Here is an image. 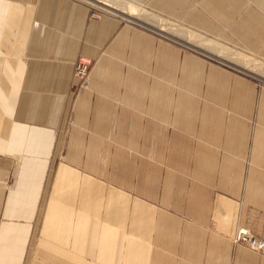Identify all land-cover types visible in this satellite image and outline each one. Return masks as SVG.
I'll use <instances>...</instances> for the list:
<instances>
[{"label":"crops","instance_id":"crops-1","mask_svg":"<svg viewBox=\"0 0 264 264\" xmlns=\"http://www.w3.org/2000/svg\"><path fill=\"white\" fill-rule=\"evenodd\" d=\"M125 1L264 62V0ZM240 226L264 239V87L79 0H0V264H264Z\"/></svg>","mask_w":264,"mask_h":264},{"label":"rangeland","instance_id":"rangeland-1","mask_svg":"<svg viewBox=\"0 0 264 264\" xmlns=\"http://www.w3.org/2000/svg\"><path fill=\"white\" fill-rule=\"evenodd\" d=\"M79 1H82L88 7L89 19L100 20L103 17H112V18H116V19H119V20L124 21V22L135 23V24L143 27L144 29H147L148 31H151L155 34H158L164 38L177 41L178 43L183 45L185 52L195 51V52H197V53H199L205 57L210 58L211 60L215 61L218 64H222V65H225V66L231 68L232 70L248 77L249 79H253L259 87H264V78H262L258 74H255L256 73L255 71H257V70H260V71L262 70L264 72V62L257 60L256 57H254L250 53L245 52L239 46L229 45V44L225 43L222 39L210 37L208 35H205L203 33L195 31L183 23H179L175 20L170 19L169 17H165L162 15L153 13V12L149 11L147 8H145L144 6L138 7V8H141L142 10H139L137 8L138 13L133 12L134 14L127 13V14L123 15L122 13L118 12L119 10H117L115 8L117 7L116 5H119L120 6L119 8L126 7L127 4H126L125 0H79ZM101 1L106 3V4H104V3L102 4ZM107 4L114 6V7H108ZM94 16H96V18ZM134 17L137 19H135ZM144 22L151 24V25H148ZM160 26L165 27L164 30H161ZM178 28L182 29L183 31L194 33V34L200 36L201 38H203L205 40L211 41V43L213 42L215 44H218L219 46H223V47H219L220 53L229 54V55L232 53L234 55H232V54L231 55L234 57L236 56V54L242 55V56L248 58L249 62L245 63V61L243 62V61L238 60L237 62H234L235 63L234 64V63H231V62L224 60L220 57H216L214 54H212L208 51H205L202 48L196 47L190 43H186V41L184 39L181 40L182 38L180 39L179 37L174 36V34H177ZM172 33H174V34L172 35ZM220 48H222V49H220ZM225 50H227L228 52H226ZM80 58L84 59V61H85L86 77L84 78V80L78 81L75 77V72H76V68H77L78 61ZM205 61L208 62L209 60H205ZM240 65H242L244 69L242 67H240ZM90 70H91V62L81 55L78 56L75 63H74V69H73V78L75 80V82L73 84V91L74 92H78L79 90H81L85 86V84H87V81H88L89 75H90ZM200 70L203 71L202 73L206 74L208 71V68L206 66L200 67ZM200 83H201V85H206V78L200 79ZM81 86H83V87H81ZM115 160L117 162H119L120 165H125L127 163L128 159H126V158L125 159H123V158L116 159L115 158ZM239 228H244V229L248 230L252 235L264 240L262 237L255 235L248 227L240 226L236 229V231ZM236 231H235V233H236ZM234 236H235V234H234ZM234 236H233V238H234ZM234 244H236V243H234ZM240 245H243V244H240ZM244 246H246V245H244ZM262 252H258V253H262Z\"/></svg>","mask_w":264,"mask_h":264},{"label":"built area","instance_id":"built-area-1","mask_svg":"<svg viewBox=\"0 0 264 264\" xmlns=\"http://www.w3.org/2000/svg\"><path fill=\"white\" fill-rule=\"evenodd\" d=\"M96 18V16H94ZM76 79L84 80L86 77V65L84 59L80 58L75 72ZM83 87V86H81ZM236 244L246 245L255 252H262L264 250V240L252 235L248 230L239 228L234 238L232 239Z\"/></svg>","mask_w":264,"mask_h":264},{"label":"bare ground","instance_id":"bare-ground-1","mask_svg":"<svg viewBox=\"0 0 264 264\" xmlns=\"http://www.w3.org/2000/svg\"><path fill=\"white\" fill-rule=\"evenodd\" d=\"M101 3L103 4L104 2H102L101 1ZM104 4H106V3H104ZM107 6L108 7H114V6H111V5H109V4H107ZM130 6V5H129ZM129 10H128V12L127 13H132V14H134V13H138V9L137 8H135V7H133V6H130V8H128ZM134 12V13H133ZM161 28V30H164V28L165 27H163V26H160ZM167 28V27H166ZM177 34L178 35H184V36H186L187 38H189V39H192V40H201V41H203L204 43H209V44H212L210 41H206V40H202V38L200 37V36H198V35H196V34H194V33H191V32H187V31H183L182 29H180V28H178L177 29ZM202 42V43H203ZM201 43V44H202ZM197 44H198V42H197ZM220 49H222V48H220ZM226 52H228L227 50H225ZM232 54V53H231ZM230 54V55H231ZM232 55H234V54H232ZM236 58H237V60H240V61H245V63H247V62H249L248 60V58H246V57H244V56H242V55H237L236 54V56H235Z\"/></svg>","mask_w":264,"mask_h":264}]
</instances>
